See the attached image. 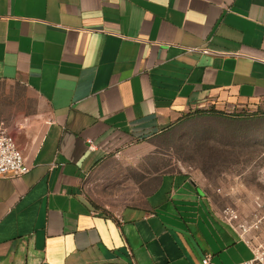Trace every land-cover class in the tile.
I'll return each instance as SVG.
<instances>
[{
	"label": "crops",
	"instance_id": "1",
	"mask_svg": "<svg viewBox=\"0 0 264 264\" xmlns=\"http://www.w3.org/2000/svg\"><path fill=\"white\" fill-rule=\"evenodd\" d=\"M0 102L29 171L0 177V264H238L252 246L187 172L107 211L83 191L124 147L214 107L264 111V0H0Z\"/></svg>",
	"mask_w": 264,
	"mask_h": 264
},
{
	"label": "rangeland",
	"instance_id": "2",
	"mask_svg": "<svg viewBox=\"0 0 264 264\" xmlns=\"http://www.w3.org/2000/svg\"><path fill=\"white\" fill-rule=\"evenodd\" d=\"M0 102L47 119V105L25 86L0 82ZM194 174L215 209L250 244L264 248V115L197 114L150 139L122 148L90 174L83 191L104 210L136 203L147 178L161 173ZM246 229V231H244Z\"/></svg>",
	"mask_w": 264,
	"mask_h": 264
},
{
	"label": "built area",
	"instance_id": "3",
	"mask_svg": "<svg viewBox=\"0 0 264 264\" xmlns=\"http://www.w3.org/2000/svg\"><path fill=\"white\" fill-rule=\"evenodd\" d=\"M28 171L29 166L26 163V159L22 153V150L19 148L16 139L8 133L5 123L0 121V177L21 176ZM244 231H246V229H244ZM239 233L242 235L240 231ZM245 240L248 244H250L246 238ZM252 251L253 257L250 260L238 264H264V248L262 246L259 248L252 246ZM203 264L217 263L213 261L210 254H206L203 258Z\"/></svg>",
	"mask_w": 264,
	"mask_h": 264
},
{
	"label": "trees",
	"instance_id": "4",
	"mask_svg": "<svg viewBox=\"0 0 264 264\" xmlns=\"http://www.w3.org/2000/svg\"><path fill=\"white\" fill-rule=\"evenodd\" d=\"M246 110L248 112H252V113H256V114H263L264 115V111L263 110H256V111H254V110H250V109L244 108V109H240V110L239 109H235V110H232V111H224V110H218V109H216L214 107H209V108H205V109H197V110H195L193 112H190V113L186 114L185 117H183L182 119H180L172 127H174L178 123L184 121V119H187L188 117H191V116H194V115H197V114L212 113V114H220V115H223V116L229 115V116H240L241 117V116H244L245 115ZM165 131H167V130H165Z\"/></svg>",
	"mask_w": 264,
	"mask_h": 264
}]
</instances>
